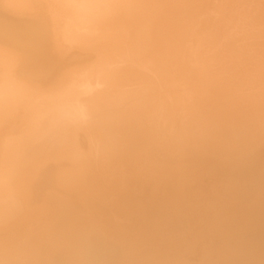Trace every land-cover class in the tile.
Instances as JSON below:
<instances>
[{"label": "bare ground", "instance_id": "obj_1", "mask_svg": "<svg viewBox=\"0 0 264 264\" xmlns=\"http://www.w3.org/2000/svg\"><path fill=\"white\" fill-rule=\"evenodd\" d=\"M0 264H264V0H0Z\"/></svg>", "mask_w": 264, "mask_h": 264}]
</instances>
